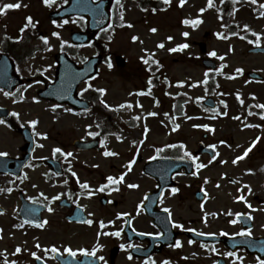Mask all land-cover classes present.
I'll use <instances>...</instances> for the list:
<instances>
[{
    "label": "flooded vegetation",
    "instance_id": "1",
    "mask_svg": "<svg viewBox=\"0 0 264 264\" xmlns=\"http://www.w3.org/2000/svg\"><path fill=\"white\" fill-rule=\"evenodd\" d=\"M77 19L75 26L63 25L65 20H58L56 24L62 25L59 29L63 28L67 32L82 30L85 21ZM43 29L47 32L53 28L45 25ZM106 111L107 115L104 114L103 122L98 127L99 135L94 136L98 140V149L95 152L102 160L91 166L87 164L86 154L94 150L82 149L78 141L94 137L89 138L83 134L86 129L81 125L67 129L64 139H60V133L50 134L51 143L45 149L38 146L39 136H35L32 128L27 126L33 139L30 161L19 175L15 174L17 166L14 162L3 165L0 173L3 189L0 193V264H5V258L8 261L16 260L17 264H105V261L107 264H146L149 259L154 260L156 264L165 260L170 261V264H213L214 261L218 264H233L234 258L224 255L228 251H236L238 255L243 256L244 264H255L258 256L264 259V251L261 250L264 247V173L258 170L264 165L254 163L256 153L260 152V141L247 157L234 164L232 161L242 155L255 139L242 140L241 142H247L242 145L235 144L234 142H238L235 139H148V128L147 131L145 128L148 125L137 123L135 118L134 122L125 121L128 125L139 128L138 138L136 143H131L132 149L129 153L123 156H105V150L115 152L112 144L106 148L105 144L109 142L112 131L118 126L115 122L117 110ZM9 119L4 124L15 131L23 143L19 155L8 154L6 157L18 158L23 155L25 145L19 131L22 124L15 122L13 118ZM221 141L225 143H221V148L216 147L214 150L224 154V170L217 169L219 163L216 160L209 163L212 156L200 153V145H216ZM171 144H176L177 147H164ZM180 144L198 156L199 161H191L192 167L189 171L179 168L171 180L167 181L162 177V167L158 161L184 155L185 149L179 147ZM56 147L73 155H53V149ZM156 148L164 150L156 159H150L156 155ZM41 149L44 150L43 153L39 152ZM131 159H135L136 163L125 177V181L118 186L119 190L97 191L101 184L107 183L109 175L118 177L125 172ZM196 163H204L207 166L194 176L191 173L196 171ZM69 166L77 174L80 183H89L94 195L89 197L87 190L80 188L77 177L68 171ZM30 169H33L31 176L27 175ZM249 169L252 172H248ZM25 174L27 178H24ZM64 180L68 183L65 184ZM133 183L139 187H128ZM246 186L251 187V193ZM116 187L112 185L110 189ZM172 187H178L180 191L173 195ZM8 188H12V191L8 192ZM41 192L45 194L44 197L40 196ZM59 194H63L60 199H51ZM131 194H137L138 198L133 199ZM241 194L252 205L251 208L236 199ZM29 197H36V200H30ZM161 199L163 203L160 202ZM141 201L145 206L138 214L137 206ZM49 206L53 211H48ZM165 208L171 210V219L164 211ZM33 209L35 211H31ZM121 212L130 213V216L119 217ZM235 213H241L242 216L236 224H232L230 221L236 219ZM26 219H37L41 222L47 219L48 223L43 228L35 224H24L22 228L16 226L24 223ZM89 219L93 220L91 225L86 223ZM101 220L107 227L100 228ZM109 220L115 223L107 224ZM172 221L183 224L184 228L172 227ZM249 227L253 233L251 237L232 235ZM121 229L123 231L119 237L102 234ZM189 229L197 231L192 232ZM158 232L163 235L156 236L155 233ZM199 232H211L216 235L200 236ZM223 232L229 235H222ZM177 239L182 242V247L173 246ZM189 240L194 243H189ZM97 242L103 247L95 256L78 252L76 257H72L64 252V248L69 246L74 250L87 248L90 252ZM37 243L41 245L40 248L36 247ZM122 244L135 247L121 248ZM203 244L208 247H203ZM53 245L60 249V253L49 251L46 254L44 249H50ZM18 246L22 251L14 254ZM213 247L215 252L211 251ZM32 252H36L42 259L33 257ZM129 253L132 254V259H129ZM100 256L104 257L103 261L99 260ZM235 264L239 262L236 261Z\"/></svg>",
    "mask_w": 264,
    "mask_h": 264
},
{
    "label": "rangeland",
    "instance_id": "2",
    "mask_svg": "<svg viewBox=\"0 0 264 264\" xmlns=\"http://www.w3.org/2000/svg\"><path fill=\"white\" fill-rule=\"evenodd\" d=\"M16 2L18 0H0V5ZM19 2L22 5L20 8L9 9L6 14H0V52L3 51L1 44L3 36L6 34L15 36L19 27L25 23L27 16H31L33 20H40L43 28L47 24L46 8L48 5H45L42 0H19ZM64 2L65 0H54L52 5ZM220 2L221 0H214V6L208 8L207 0H186L183 6L180 5V0H170V5L165 9L152 13L150 10H140L136 0H121L120 4L123 7L116 4L114 8L112 30L102 36V42L107 44L108 52L111 55L112 67L109 68L108 63L104 62L99 69L98 77L91 85L95 89H106L105 93L101 95L102 100L106 102L105 106L114 107L128 102L132 105L129 110L132 109L133 114L145 115L147 118L142 117L140 122H149L152 125L149 138H201V133L205 128L194 127V125H209L210 131L207 132L214 139L233 138L238 140L235 142L238 144L240 139L260 137V152L256 153L254 163L264 165V121L259 115L260 110L255 112L258 110L256 105L264 104V83L251 82L245 76L248 70H255L264 76V54L247 53L248 46L237 37L221 39L216 36L217 32H221L231 22L240 28V33H249L244 28V25L247 24L253 33L264 34V17L260 16V12L264 11L261 8L264 0H257L255 4L252 3V0H238L233 4L231 0L224 10L220 6ZM201 8H205L203 13L199 11ZM233 9H235L234 12ZM121 11L124 15L123 22L120 20ZM196 18L202 19V23L195 28L183 23L185 19ZM73 22L74 19L69 20L68 23L73 24ZM152 28H156L157 31L152 32ZM58 32L60 33L59 37L54 36L53 33H45V36L48 37L47 44L41 40L39 42L32 41L31 57L21 60L15 66L19 76L28 78L21 92L13 96H6L0 91V106L9 108L13 113H19V117H16L19 122L29 125V120L37 119L39 121L36 131L48 134L46 138L40 136L39 142L43 145V149L51 143V141L49 142L50 134L60 133V139H64V132L67 129L79 125L86 128L87 132H97V125L102 122L103 114L106 112L105 106L102 107L98 101L96 104L100 110L83 113L66 111L68 107L65 105L39 98L36 95V91L44 87L42 79L54 77V54L62 49V41L69 43V32L65 30ZM184 32H188L189 36L185 37ZM109 36L112 37L111 40L108 39ZM133 36H137L139 39L134 41ZM169 36L173 39L168 40ZM199 41H203L206 45V53L203 55L196 45ZM161 42L165 45L162 49L158 47ZM182 43H187L189 46L175 52L168 51ZM260 45L264 47V35L261 37ZM145 50L148 53H154L155 58L160 60L161 71L169 79L167 82L161 78L153 90L159 104H156L155 98L138 100L135 96L136 91L143 90L148 85L145 78L147 65L141 60L142 56L147 55ZM211 51H215L217 55L209 56L208 53ZM68 54L74 61L80 63L86 57L95 54V49L94 47L80 48L68 52ZM116 54L123 55L127 60V65L124 68L115 66L113 56ZM221 56H224L223 60L220 59ZM201 57L215 60L216 69H221L220 72L214 71L215 82L219 86V89L213 94L218 104L215 113L199 110L194 105L205 94L202 83H197L205 80L206 71L201 65ZM17 67L20 69L19 71H17ZM236 69H243L242 75H237L239 77L225 76V73L231 74ZM181 81L183 84L179 83ZM29 84L32 85L30 88L27 87ZM85 86L86 84H82L78 90L81 91ZM179 93L185 95L187 110L183 116L175 117L171 112L173 98ZM21 94L24 96L23 100L19 99ZM33 97H37V100H33ZM241 101L243 102L241 103ZM52 105H59V107L53 111ZM150 112H154L156 115L149 116ZM225 112L227 115L222 114ZM128 115L129 113H120L118 116L125 119ZM187 117H191V119ZM176 124H179V128H175ZM89 125L91 128L88 127ZM245 125L250 126L247 128ZM251 125H259V127ZM86 131L83 130V134ZM137 131L128 127L113 131V138L119 142L113 141L111 144L118 155L123 156L129 153L132 149L129 145L133 141V137L137 136ZM118 137L123 139H118ZM21 145L20 137L0 123V152L6 151L9 154L18 155ZM43 149L40 150L41 153L44 152ZM86 155L89 166L102 160L96 152H88ZM217 169L224 170L225 167L220 165ZM258 170L264 173V166ZM32 171L33 169L28 171L29 176ZM1 185L0 180V187ZM131 195L133 197H130L133 199L138 196L137 194Z\"/></svg>",
    "mask_w": 264,
    "mask_h": 264
},
{
    "label": "snow or ice",
    "instance_id": "3",
    "mask_svg": "<svg viewBox=\"0 0 264 264\" xmlns=\"http://www.w3.org/2000/svg\"><path fill=\"white\" fill-rule=\"evenodd\" d=\"M65 2H67V0H65ZM164 2L167 4V3L170 2V0H164ZM185 2H186V0H180V5L183 6V5L185 4ZM223 2H224V0H221V3H223ZM232 2H233V4H235V3L238 2V0H232ZM256 2H257V0H252V3H253V4H255ZM43 3H44L45 5H49V6H50V5H52V4L54 3V0H43ZM116 3H117V5H119L121 8L123 7V6L120 4V0H116ZM21 6H22V5H21V3L19 2V0H18V2H16V3H3L2 5H0V14H6L7 10H9V9H18V8H20ZM213 6H214V0H207V7H208V8H212ZM261 8L264 9V4L261 5ZM153 11H156V9H153ZM199 11H200L201 13H203V12L205 11V8H201ZM234 11H235V9H233V12H234ZM230 15H231V13H230ZM260 16L264 17V11H261V12H260ZM80 19L83 20V17H81ZM123 19H124V15H123V12L121 11V12H120V20L123 22ZM26 21H27V22L25 23L24 27L21 28V32H23L24 29H25V28H28L29 26H31V27H33V28L36 26V23L33 22V18H32L31 16H28V17L26 18ZM68 22H69L68 20H65V21H64L65 24H67ZM53 23L56 24V21L54 20ZM183 23L186 24V25H191L193 28H195V27H197L200 23H202V19H200V18H196V19H185V20L183 21ZM61 26H62V25H61ZM128 26L131 27V25H128ZM111 27H112V26L109 25V28H111ZM244 28L247 29L249 32H252V29L250 28L249 25L245 24V25H244ZM151 31H152V32H156L157 29H156V28H152ZM231 34H232V35H239V33H231ZM53 35L59 37V36H60V33H59V32H54ZM183 35H184L185 37H187V36H189V33H188V32H184ZM216 35H217V37H219V38H223V39H226V38H227V37L225 36V34L222 33V32H217ZM253 35L255 36V39L252 40L251 43L254 44V45H256V46H259V45L261 44V37H262V35H264V34H261V33H259V32H255V33H253ZM242 38L247 39L246 36H245V37H242ZM17 39H19V38H17ZM41 39L44 41L45 44L48 43V37H46V36H45V37H41ZM108 39L111 40L112 37L109 36ZM132 39H133L134 41H136V40H138L139 38H138L137 36H133ZM167 39H168V40H171V39H173V37L169 36ZM67 43H68V41H62V47H63L64 44H67ZM188 46H189V45H188L187 43H182V44L177 45L175 48H170V49H168V51H170V52H175V51H177L178 49L183 50V49L187 48ZM158 47L162 49V48L165 47V45H164V43L161 42L160 44H158ZM145 52L147 53V55H146V56H142V57H141V60H142L146 65H149V71H151L152 69H151V66H150L149 62L151 61L152 64H157V65H159V61L155 59V54H154V53H148L147 50H145ZM208 55H209V56H213V57H215V56L217 55V53H216L215 51H211V52L208 53ZM220 59L223 60V59H224V56H221ZM49 67H50V66H49ZM108 67H109V68L112 67V64H111L110 61L108 62ZM221 68H223V65H221ZM19 70H20V69L17 67V71H19ZM30 71H31V70H30ZM37 71H40V70L37 69ZM215 71L220 72L221 69L218 68V69H216ZM236 72H237V73H242V72H243V69H236ZM207 81H208V73L206 72V73H205V80L202 81V82H197V83H204V84H207ZM37 83H40V82L37 81ZM179 83H180V84H183V81H181V82H179ZM148 84H149V88H148L147 93H145L144 91H141V92L138 93V95L151 94V88H152V80H151V78L149 79ZM31 86H32L31 84L27 85L28 88H30ZM190 86L194 87L195 85H190ZM91 87H92V85L89 83V84L87 85L86 88H84V89L81 90V95H83L84 92H86V91L88 90V88H91ZM24 90L26 91V89H24ZM0 91H3V89H0ZM16 91L19 93V92H21V89L18 88ZM97 91L100 92L101 94H103V93H105L106 89H104V88H99V89H97ZM4 94H5L6 96H12V95H15V93H13V92H5ZM130 95H131V93H130ZM19 99L23 100V99H24V96L21 94L20 97H19ZM198 99H201V98H198ZM33 100H37V97H33ZM14 102H15V101H14ZM101 102L106 104V102H104V101H101ZM242 102H243V101H241V103H242ZM157 103H158V101H157ZM106 106H107V107H111L110 105H106ZM126 106H127V107H131V104H130V103H127V104H120L118 107H119V108H124V107H126ZM225 106H226V105H225ZM57 107H59V105H52V109H53V111H55V109H56ZM256 107H257V108H260V109H264V104H258V105H256ZM66 111H72V110H71V109H66ZM222 114H223V115H227L226 112H225V113H222ZM249 114L251 115V113H249ZM12 115H14V116H16V117H19V113H15V112H14V113H12ZM148 115H149V116H152V115H156V113H154V112H150V113H148ZM165 115H167V114H165ZM259 115H260L262 118H264V111H262L261 113H259ZM187 118L191 119V117H187ZM236 118L239 119V117H236ZM136 119H139V117H136ZM0 123H5V121L2 120V119H0ZM38 123H39V121H38L37 119H32V120H29V121H28V124L31 125V127H32V131H33V133H34L35 136H43V137L46 138V137H47V134H46V133H41V132L36 131V125H37ZM248 126H250V125H245V127H248ZM251 126L259 127V125H251ZM88 127L91 128V125H89ZM97 127H99V125H97ZM194 127H203V128H205V129H210V126H209V125H194ZM145 128H146V131H147V126H145ZM175 128H179V124H176V125H175ZM212 130H214V129H212ZM88 135L94 137V136L99 135V133L89 131V132H88ZM118 139H123V138H122V137H118ZM259 141H260V137H257L255 140H253V141H252V144H251L247 149H245V151L243 152V154L237 156L232 162H233L234 164H236V163H238L239 161H241L242 159H244L245 157H247V156L249 155V153L252 151L253 147H254V146L257 144V142H259ZM133 143H136V142L133 141ZM140 143L142 144L143 141H140ZM220 143L223 144V143H225V141H221ZM38 146H39V147H43L42 144H40V145H38ZM164 147H167V148H176L177 145H176V144H171V145H165ZM179 147L185 149V151H184V155L178 157V159H180V160H184L185 158H190V160L193 161V162L199 161V157L196 156V155H193L192 152L187 151L185 145L180 144ZM208 147L215 149V148H216V145L213 144V145H209ZM163 150H164V148H156V150H155V151H156V155L150 157V159H156L157 156H159L160 153L163 152ZM57 153H62L65 157H69V156H72V155H73L71 152H64V150H63L62 148H60V147H56V148L53 149V155H56ZM7 155H8V154H7L6 152H0V157L7 156ZM104 155H105V156H116V155H118V153L113 152V151H109V150H105V151H104ZM218 155H219V153L214 154V155L212 156V159L209 161V163H211L212 161L216 160ZM222 162H224V161H222ZM135 163H136L135 159H131V160H129L128 163H127V165H126V169H127V170H126L125 172H122L118 177H117V176H113V175H109V176L107 177V183L101 184V185L99 186V188L97 189V191H99V192H105L106 190H119L118 186H119L121 183H123V182L125 181V177L127 176V174H128L129 172L132 171V167H133V165H134ZM206 166H207V165H205L204 163H196V164H195L196 171L192 172L191 174L194 175V176H195V175H198V174H199V170L202 169V168H205ZM68 171L71 172L72 176L77 177V174H76L75 172L72 171V169H71L70 166H69V168H68ZM248 172H252V170L249 169ZM57 175H59V173H57ZM24 178H27V175H26V174H25V177H24ZM77 182L80 184V188H81V189H83V190H87V191H86L87 196L91 197L92 195H94V191L91 190V186L89 185V183H88L87 181H84V182L80 183V182H79V178L77 177ZM64 183L67 184L68 181H67V180H64ZM112 185H116L117 187H116L115 189H110V186H112ZM128 187H130V188H137V187H139V185L133 183V184H129ZM246 187L248 188V192L251 193V187H250V186H246ZM0 191H3V189H0ZM7 191H8V192H11V191H12V188H8ZM179 191H180V189H179L178 187H172V188H171V194H173V195L176 194V193H178ZM61 195H63V194H59V195H57V196H54V197H52L51 199H52V200H58V199H60V196H61ZM40 196H41V197H44L45 194H44L43 192H41V193H40ZM161 197H163V193H161ZM147 198H148V197H147V195H146V196H145V199H147ZM29 199H30V200H36V197H29ZM45 199H47V197H45ZM236 199L239 200V201H243L245 204L248 205L249 208L252 207V205L248 202V200L246 199V197H245L243 194L237 196ZM37 202H39V201H37ZM160 202L163 203V200L161 199ZM81 207H82V206H81ZM143 207H144V202L141 201V203L137 206V213H138V214H139V211H140ZM201 207H203V205H201ZM31 211H35V210L33 209V210H31ZM48 211H49V212L53 211V208L49 206V207H48ZM164 211H165L166 213H168L169 219H171V210H170L169 208H165ZM229 214H231V213H229ZM248 215L250 216V214H248ZM118 216H119V217H129V216H130V213H127V212H121V213L118 214ZM206 216H207V214H206ZM235 216H236V219H233V220L230 221L232 224H236V223L238 222V220L241 218L242 214H241V213H235ZM205 222H206V218H205ZM47 223H48L47 219H44L43 222H41V221H39V220H37V219H26V220L24 221V223L19 224V225H16V226L22 228V227H24V224H35L36 226H38V227H40V228H43ZM86 223H88L89 225H91V224L93 223V220L89 219V220L86 221ZM99 223H100V228H101V229L107 227V225L105 224V222H104L103 220H101ZM114 223H115V221H113V220H109V221L107 222V224H114ZM126 223H127V221H126ZM172 227L183 229V228H184V225H183V224H179V223H177L176 221H172ZM122 231H123V230L121 229V230L114 231V232H112V233L104 232V233H102V234H103V235H113V236L119 237V236L121 235V232H122ZM189 231L196 232L197 230H196V229H189ZM0 232H2V229H0ZM221 234H222V235H225V236L229 235V234L226 233V232H223V233H221ZM140 235H153V233H140ZM155 235H156V236H162L163 233L158 232V233H155ZM199 235H200V236H214V235H216V234H215V233H211V232H209V233L199 232ZM232 235H241V236H248V237H251V236L253 235V233H252V229L249 227V228H247V229L242 230L240 233H233ZM189 243H194V241L189 240ZM245 243H247V242H245ZM173 246H174V247H177V248L182 247V242H181L179 239H177V240L175 241V243H174ZM202 246H203V247H206V248L208 247L207 244H203ZM36 247H37V248H40L41 245H40L39 243H37ZM102 247H103V245L100 244L99 242H97L96 245L91 249L90 252H89V250H88L87 248H79V249L74 250V249H73L72 247H70V246L64 248V252L70 254L72 257H76V255H77L78 252H79V253L87 254V255H89V256H95L96 253H97V251H98L99 249H101ZM125 247H135V245H131V244H129V245H124V244H122V245H121V248H125ZM261 250L264 251V247H262ZM21 251H22V249L18 246V247L16 248L14 254H16V253H20ZM44 251H45L46 254L49 253V251H50L51 253H56V254L60 253V249L57 248L55 245H53L50 249L45 248ZM211 251H212V252H215V251H216L215 247H213V248L211 249ZM31 255H32L33 257H35L36 259H42V257L38 256L36 252H32ZM224 255H225V256H228V257H233V258H234L233 264H235L236 261H238L239 264H244V257L241 256V255H238V253H237L236 251H228V252L224 253ZM129 259H132V254H131V253H129ZM99 260L103 261V260H104V257H103V256H100V257H99ZM5 264H17V261H16V260L8 261V260L5 258ZM105 264H107L106 261H105ZM146 264H156V262H155L154 260L149 259V260L146 262ZM161 264H170V261L165 260V261H162ZM213 264H218V262H217V261H214ZM255 264H264V259L260 258L259 256L256 257Z\"/></svg>",
    "mask_w": 264,
    "mask_h": 264
},
{
    "label": "water",
    "instance_id": "4",
    "mask_svg": "<svg viewBox=\"0 0 264 264\" xmlns=\"http://www.w3.org/2000/svg\"><path fill=\"white\" fill-rule=\"evenodd\" d=\"M112 0H100L97 3H91L90 0H71L70 5L62 9L59 15H68L71 13H79L90 18L88 21V29L84 33H75L71 35V41L74 44H85L93 35L101 28H104L108 23V8ZM58 15V14H57ZM52 17H54L52 15ZM90 23V24H89ZM203 51V45L200 46ZM250 52H264V48H253ZM100 58L95 57L89 59L84 63L83 67L76 68L72 62H70L65 55L61 54L57 56L58 70L56 74V81L50 86L49 89L54 91L50 94L49 89L42 91L41 95L50 97L59 102H68L76 107H86L85 103L79 101L75 95V88L80 81L85 78L91 77L96 73L95 66L99 62ZM3 62V63H2ZM116 63L119 66L125 64V60L118 56L116 57ZM3 67H6V71ZM209 64V63H206ZM212 66V64H209ZM12 74V66L9 59L6 56H1L0 59V86L5 87L8 91H12L18 84ZM248 76L251 78L260 79L261 76L256 72H249ZM13 78L11 83L10 78ZM210 101H206L208 103ZM0 115L6 116V110L0 109Z\"/></svg>",
    "mask_w": 264,
    "mask_h": 264
}]
</instances>
